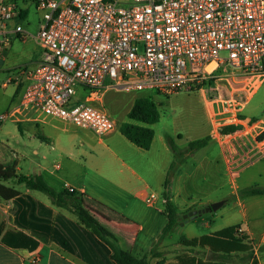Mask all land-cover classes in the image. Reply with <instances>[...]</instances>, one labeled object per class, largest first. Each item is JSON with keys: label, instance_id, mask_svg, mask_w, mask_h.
Segmentation results:
<instances>
[{"label": "crops", "instance_id": "1", "mask_svg": "<svg viewBox=\"0 0 264 264\" xmlns=\"http://www.w3.org/2000/svg\"><path fill=\"white\" fill-rule=\"evenodd\" d=\"M6 1L16 2L22 8L24 20L29 17V8L24 2L31 1L36 7L35 0ZM36 34L21 42L27 48L31 42L38 45V52L28 48L27 56L31 62L42 56ZM13 47L0 58V72L9 74L3 78V86H12L6 111L11 112L7 120L16 124L12 137L18 144L17 150L14 149L17 163L13 166V163L2 160L1 151L5 146L11 149L14 146L8 139L0 140V173L11 169L3 183L14 193L9 201L0 197V264H117L111 257V248L81 224L73 213L53 205L44 193L17 183L13 173L40 174L59 191L77 190L82 204L118 238L121 248L136 257L147 256L151 263L158 260L151 257L152 249L163 253L165 264H192L190 256L204 261H221V252L181 244L180 239L187 236L175 241L169 238L177 226L192 220L185 221L183 215L198 210H190L193 205L207 206L225 200V206L214 211L216 213L202 224L211 228L218 219L225 220L224 225L210 233L240 225V233L247 238L253 252L251 257L246 252H234L223 264H252L254 260L264 264V194L240 195L242 189L252 187L240 184L249 170L261 169V178L264 173V152L250 160L246 156L250 142H254L257 135L255 131L224 135L215 130L209 115V95L201 91L203 109L209 120L206 135L211 136L210 143L189 156H182L183 162L165 189L167 173L175 158L167 137H171L178 147L172 135H157L154 130L150 147L144 149L121 132L122 122L120 125L116 123L115 129L104 136H97L84 128L79 142L75 143V137L68 135L58 123L66 121L47 116L37 107L22 104L24 86L16 79V67L10 63ZM140 96L145 95L134 97ZM246 108L244 117L264 121L262 117L248 116ZM178 137L181 138L182 134ZM201 173L206 191L194 200L197 195L191 192L189 181ZM151 192L157 195V201L152 204L147 201ZM166 196L179 215L182 214V219L161 237L168 221L164 204ZM250 211L256 213L252 221ZM203 250L207 256L202 255Z\"/></svg>", "mask_w": 264, "mask_h": 264}, {"label": "built area", "instance_id": "2", "mask_svg": "<svg viewBox=\"0 0 264 264\" xmlns=\"http://www.w3.org/2000/svg\"><path fill=\"white\" fill-rule=\"evenodd\" d=\"M35 3L42 56L14 69L23 105L104 136L116 127L104 106L110 88L167 96L200 90L215 130L255 131L246 156L264 152V121L243 116L264 82V0ZM23 20L16 2L0 0V58L31 35ZM79 87L84 95L74 99ZM10 114L0 113V125ZM147 201L155 203L156 193Z\"/></svg>", "mask_w": 264, "mask_h": 264}, {"label": "rangeland", "instance_id": "3", "mask_svg": "<svg viewBox=\"0 0 264 264\" xmlns=\"http://www.w3.org/2000/svg\"><path fill=\"white\" fill-rule=\"evenodd\" d=\"M19 1L21 2L23 0ZM24 3L27 4L26 7L29 8V17L28 19L23 20L22 24L31 33V35H29L28 37V39H30L32 38V36H35L34 34L38 30L41 12L36 9L33 2L29 1L27 3ZM21 42L22 40H15L11 46H14L12 48V54L10 56L11 66L18 67L19 65L31 62L28 59L29 57L27 56V51L29 49H34L38 52V45L35 42H31L28 45L29 49ZM8 75L9 74L6 72H0V113H3L9 109V103L11 100L9 91L12 86H3V80ZM139 94L148 95V97H151L152 100L159 107L160 120L154 126L152 125L157 135H172L175 139V142H177L178 148L186 147L191 141L207 136L206 130L209 126V120L203 109V101L200 90L182 91L167 96L152 90L138 92L110 88L105 92L104 106L109 112V114L114 118L117 124L120 125L122 122L129 121L135 124L147 126L146 124L140 123L138 121H133L128 117V114L135 103L134 96ZM83 95L84 90L83 88L79 87L78 94L74 99L82 98ZM245 113L248 116L264 118V83L248 104ZM58 123L62 128L67 131L68 135L75 137V143L79 142V139L81 138V133L84 128L77 127L76 125L68 122ZM1 126H3V128L1 134L2 137H0V140L3 142L5 139H8L9 141H11V146H14L12 147V149L6 146L2 148V160L9 161L13 163V166H15V164L17 163V157H15L14 155V149L17 150L16 147H18V144H16L15 139L12 136L16 124L13 123L10 119H8L3 122ZM178 134H182V137L179 138ZM192 162L193 159L188 162V167L191 166ZM262 174L263 177L261 178V169L252 168L251 170H249V172H247L244 179L240 180V184H249L248 186H261V183L264 184V173ZM202 178L203 174L201 173L200 176L199 174H197L195 178L189 181V187L191 188V192L197 195L194 197V200L200 198L199 196H202V192L206 191V186L204 185ZM204 206L205 205L196 204L193 205L190 210L203 208ZM223 207H221L220 209H222ZM216 212L213 211L203 213L198 218H192V220H190L185 225L177 226L176 230H174L170 234V241L179 240L181 236H202L205 234H209L213 229L220 228L222 225L225 224V220L223 219H218L211 228L202 224V222H204L208 217H210L212 213L214 214ZM250 212V220L252 221L253 219H255L254 216L256 215V213H254L253 211ZM180 219H182V214H180ZM241 235L244 236L243 234ZM245 240H247V238H245ZM202 255L207 256L206 250L202 251Z\"/></svg>", "mask_w": 264, "mask_h": 264}, {"label": "trees", "instance_id": "4", "mask_svg": "<svg viewBox=\"0 0 264 264\" xmlns=\"http://www.w3.org/2000/svg\"><path fill=\"white\" fill-rule=\"evenodd\" d=\"M128 117L133 121H138L146 124L147 126L126 121L121 124V132L137 146L148 149L155 134L152 125L160 120L159 107L151 97H148V95L140 96L135 99L134 106L130 110ZM235 130L236 126L230 125L222 127L220 132L224 135H228L233 133ZM210 140L211 136H206L204 138L191 141L184 149H179L175 145L174 140L169 136L167 137V141L174 152L175 158L167 173L165 189H168L170 177L183 162L182 156L184 154L189 156L203 149L209 145ZM10 170L11 169H7L4 173H0V197L7 201L14 197V193L11 192L10 189L3 183L4 180H7V174ZM13 174L17 183H23L29 189L44 193L53 205L73 213L81 224L96 234L111 248V257L117 264H165L163 253L157 251L156 249H152L150 254L151 257L158 258V260L155 263H151L147 256L136 257L129 251L121 248L118 243V238L82 204L77 190L67 188L59 191L50 186L40 174ZM165 194H167V191H165ZM258 194H264V187L252 186L244 188L240 191V195L242 196ZM165 198V213L168 221L162 230L161 237L170 232L178 220H180L178 211L168 200L167 196ZM239 229L240 225H235L199 237H182L180 239V243L189 247H208L214 252H221V261H204L203 259L195 256H190L193 260L192 264H223L225 260L230 259L234 252H246L247 256L251 257L253 252L252 246L247 240H245L246 237L241 235ZM186 255L188 256V254ZM252 264H258V262L254 260Z\"/></svg>", "mask_w": 264, "mask_h": 264}, {"label": "water", "instance_id": "5", "mask_svg": "<svg viewBox=\"0 0 264 264\" xmlns=\"http://www.w3.org/2000/svg\"><path fill=\"white\" fill-rule=\"evenodd\" d=\"M224 203H225V200L213 202L201 209L189 211L188 213L183 215V218L185 221H188L189 218H196L197 216L203 213L217 211L220 207L224 205Z\"/></svg>", "mask_w": 264, "mask_h": 264}]
</instances>
